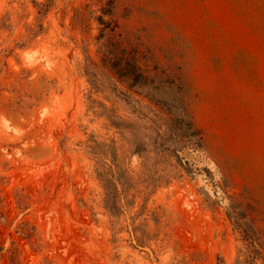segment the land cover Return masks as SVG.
Returning <instances> with one entry per match:
<instances>
[{
	"label": "rangeland",
	"instance_id": "374dc122",
	"mask_svg": "<svg viewBox=\"0 0 264 264\" xmlns=\"http://www.w3.org/2000/svg\"><path fill=\"white\" fill-rule=\"evenodd\" d=\"M0 264H264V0H0Z\"/></svg>",
	"mask_w": 264,
	"mask_h": 264
},
{
	"label": "trees",
	"instance_id": "16d2710c",
	"mask_svg": "<svg viewBox=\"0 0 264 264\" xmlns=\"http://www.w3.org/2000/svg\"><path fill=\"white\" fill-rule=\"evenodd\" d=\"M241 228V227H240ZM241 231L245 237V239L253 246L255 247V241L253 238V235L247 230V229H243L241 228Z\"/></svg>",
	"mask_w": 264,
	"mask_h": 264
}]
</instances>
